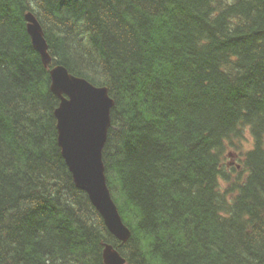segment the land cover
Wrapping results in <instances>:
<instances>
[{"label": "trees", "instance_id": "trees-1", "mask_svg": "<svg viewBox=\"0 0 264 264\" xmlns=\"http://www.w3.org/2000/svg\"><path fill=\"white\" fill-rule=\"evenodd\" d=\"M56 65L114 100L127 243L62 156ZM108 245L128 264H264V0H0V264H105Z\"/></svg>", "mask_w": 264, "mask_h": 264}, {"label": "water", "instance_id": "water-1", "mask_svg": "<svg viewBox=\"0 0 264 264\" xmlns=\"http://www.w3.org/2000/svg\"><path fill=\"white\" fill-rule=\"evenodd\" d=\"M27 32L46 68L52 58L42 25L33 13L26 15ZM51 91L60 104L54 115L57 120L58 145L77 188L86 192L100 213L110 233L127 243L132 231L125 224L108 186L103 150L111 127L114 100L106 86H95L76 77L67 68L50 69ZM105 264H128L113 247L104 250Z\"/></svg>", "mask_w": 264, "mask_h": 264}, {"label": "bare ground", "instance_id": "bare-ground-1", "mask_svg": "<svg viewBox=\"0 0 264 264\" xmlns=\"http://www.w3.org/2000/svg\"><path fill=\"white\" fill-rule=\"evenodd\" d=\"M30 13H32V12H29L28 14H30ZM28 14H26V15H28ZM25 20H26V16H25ZM26 22H27V20H26ZM108 246H110V245H108ZM106 248V247H105Z\"/></svg>", "mask_w": 264, "mask_h": 264}]
</instances>
